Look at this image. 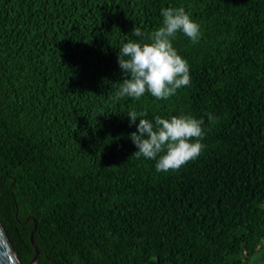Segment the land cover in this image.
<instances>
[{
	"label": "trees",
	"instance_id": "16d2710c",
	"mask_svg": "<svg viewBox=\"0 0 264 264\" xmlns=\"http://www.w3.org/2000/svg\"><path fill=\"white\" fill-rule=\"evenodd\" d=\"M168 7L201 28L172 41L190 84L116 100L121 41ZM130 110L203 119L206 147L157 172ZM0 224L22 264L33 231L37 264L264 262V0H0Z\"/></svg>",
	"mask_w": 264,
	"mask_h": 264
},
{
	"label": "clouds",
	"instance_id": "9594fccd",
	"mask_svg": "<svg viewBox=\"0 0 264 264\" xmlns=\"http://www.w3.org/2000/svg\"><path fill=\"white\" fill-rule=\"evenodd\" d=\"M162 26L146 36L150 42L121 41L118 64L125 75L114 98L120 100L130 97L139 100L149 93L157 100H167L177 90L190 84V69L174 48L172 41L177 33H183L192 43L201 38L200 25L195 22L183 7L161 10ZM135 37H145L140 27H134L131 33ZM116 85V84H115ZM130 125H136L137 131L130 136L138 151L133 156L156 161L157 172L179 170L198 158L206 145L203 119L189 115L172 116L170 119L155 116L153 121L142 118L147 113L130 110L127 113ZM213 115L208 114L212 121Z\"/></svg>",
	"mask_w": 264,
	"mask_h": 264
},
{
	"label": "water",
	"instance_id": "95a60500",
	"mask_svg": "<svg viewBox=\"0 0 264 264\" xmlns=\"http://www.w3.org/2000/svg\"><path fill=\"white\" fill-rule=\"evenodd\" d=\"M31 243L36 251V255L30 264H37L39 252L34 242V231L31 234ZM0 264H22L20 259L17 257V255H15V253L12 251L7 241V238L3 232L1 224H0ZM257 264H264V262Z\"/></svg>",
	"mask_w": 264,
	"mask_h": 264
}]
</instances>
